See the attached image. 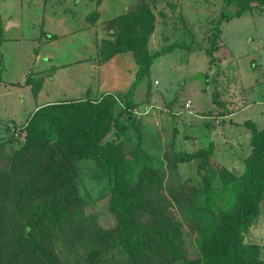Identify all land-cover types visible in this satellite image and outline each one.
Instances as JSON below:
<instances>
[{
    "label": "trees",
    "instance_id": "1",
    "mask_svg": "<svg viewBox=\"0 0 264 264\" xmlns=\"http://www.w3.org/2000/svg\"><path fill=\"white\" fill-rule=\"evenodd\" d=\"M224 1L237 10L218 19L214 43L223 22L251 11L264 13V0ZM110 29L113 39L104 41L99 64L131 52L139 66L118 114L117 97L106 93L97 100L89 96L43 105L24 126L0 120L10 134L0 140V264H264V244L246 241L264 202V129L245 122L251 153L241 175L212 160V142L194 153L172 151L159 158L139 140L127 152L122 139L139 125L132 101L137 86L156 59L177 46L194 48L177 43L150 51L155 14L147 3L117 16ZM6 40L0 14V43ZM218 49L205 53L213 57ZM26 83L35 95L43 86L34 77ZM178 100L176 95L171 110ZM214 103L221 116L228 114L219 93ZM7 144L18 147L8 153ZM82 161L95 162L91 179L105 185L102 197H108L115 218L112 228H103L86 211ZM190 162L198 165L199 182L182 180L178 172ZM186 225L198 252L194 259L184 239Z\"/></svg>",
    "mask_w": 264,
    "mask_h": 264
},
{
    "label": "rangeland",
    "instance_id": "2",
    "mask_svg": "<svg viewBox=\"0 0 264 264\" xmlns=\"http://www.w3.org/2000/svg\"><path fill=\"white\" fill-rule=\"evenodd\" d=\"M142 3H147L155 14V29L149 40L150 51L162 50L177 43L190 45L194 50L177 46L172 53L160 57L161 59L155 64L156 59L151 66L149 77L144 78L137 86L132 101L137 105L133 110V118L139 125L138 128L131 127L132 129L127 131V137L122 139L126 151L132 152L141 140L146 152L162 158L163 153L167 152L171 155L172 151L194 153L208 147L211 141H214L212 160L241 175L245 169V159L251 153L248 136L241 135L242 128L235 126L236 130L230 127L229 121L226 122L221 133L215 132L211 126L214 128L216 122L212 123L211 121H214L212 119L209 122L203 114L207 110L216 108L213 103L214 94L219 93L224 102L228 101L233 106L236 104L235 83L240 91L251 76L263 82L264 64L260 62L264 51L261 49L262 46L259 50H255L252 38L255 36L258 39L264 35V13L263 17H258L255 11H251L228 23L223 22L221 26L224 27L223 35L221 34L219 40L214 43L213 34L216 32L218 19L226 11L237 10L234 6H228L224 0H102L99 5L92 4V9H86L83 0H0L5 39L19 40L12 41L10 45H0L1 90H4L3 88L10 90V84L1 81L2 74L3 78L5 70L10 69V72L13 70L14 80H21L27 85V78L34 77L35 80H42L43 86L46 85L48 90L58 91L60 96H63L61 95L63 93L70 99L80 95H84L81 99L87 98L88 90H90L88 96L94 100L113 92L114 90H108L111 85L107 84L108 76L104 75L109 61L99 64L101 47L104 41L113 39L111 36L113 29L109 30L110 22ZM93 13H96V16L93 17V22H90ZM46 14H50L51 18ZM52 34L57 35L50 37ZM48 36L50 38L46 40ZM31 45L35 49L32 50ZM214 47H219L214 52V56H207L205 50ZM5 53L7 59L4 57ZM130 53L121 55L118 60L126 61L128 58V62L131 63L128 71L136 76L139 66L133 53ZM30 54L34 57H30ZM39 54L41 57L50 58V62L41 73L37 71ZM88 59H93V62L99 65V71L94 79L88 76L90 79L87 80L86 73L76 71V67H66L69 63ZM252 60L259 65L251 67ZM27 62L28 67L25 66ZM25 68H28L26 72H24ZM252 69L254 72L251 71ZM194 71L207 74L210 85L204 90L200 81L192 80L196 74L192 73ZM21 75L25 78H20ZM51 77L53 81L49 80ZM216 77L219 78L217 81H215ZM126 84L128 85L127 82ZM130 88L131 86H126L124 91L110 93L118 99L116 114L122 108ZM176 95H179V105L171 110L169 106ZM24 97L18 98L15 95L13 99L2 98L8 103L9 114L12 111L11 103L16 109L20 117L16 118L18 123L2 118L0 120L24 126L29 119L24 117L30 109V100L27 101ZM40 98L44 99V95ZM188 98L191 101V112L190 109L186 110ZM64 100L66 99L62 101ZM255 113V107H250L236 119L247 117L253 120L257 118ZM3 117L7 116L3 114ZM6 128L0 123V140L10 138V134L5 133ZM13 129L14 127L11 131ZM217 136L220 144L214 139ZM11 146L18 147L16 144H7L8 153L11 151ZM94 167L95 162L92 161L79 163V170L83 173L81 193L89 200L87 213L96 215L101 226L109 229L115 226V218L109 212L108 197H102L104 183L91 179ZM197 167L196 162L180 165L178 172L182 180L199 182ZM184 239L190 258L198 257L193 236L189 233L187 225L184 228ZM246 241L264 244V202L261 206V214L247 234ZM262 257L264 258V250Z\"/></svg>",
    "mask_w": 264,
    "mask_h": 264
},
{
    "label": "crops",
    "instance_id": "3",
    "mask_svg": "<svg viewBox=\"0 0 264 264\" xmlns=\"http://www.w3.org/2000/svg\"><path fill=\"white\" fill-rule=\"evenodd\" d=\"M83 2L86 5V9H88V8L92 9V7H93L92 4L95 3V2H90V1H87V0H83ZM44 13H45V11H44ZM46 15H47L48 18H51V17H49L50 14H46ZM262 15H263V13L262 14H258L257 13L256 16L263 17ZM93 17L94 16H92L90 18V22H93L92 21ZM43 21H44V18H43ZM13 27H15V24H13ZM223 30H224V27H222V35H223V32H224ZM45 31L47 32V30H45ZM54 35H57V34H52V35H50V37L54 36ZM50 37L48 36L46 40H49ZM12 41H19V40H15V39H12V40H9V41L6 40L3 43H0V45H2V44L10 45V44H12ZM252 43H255V46H254L256 48L255 50H259L260 47L262 46L261 49L264 51V35L261 36V37H258V39L254 36V38H252ZM71 44H73V43H71ZM30 48L32 50L35 49V47L33 45H31ZM128 53H130V52L119 54V55L115 56L116 58L113 57L112 58L113 60L110 59L109 60V64L107 63L108 66L105 69L106 72L104 73V71H103V73H104V75L108 76L107 84L111 85V88H108V90H112V91L114 90L113 92H118V90L119 91L120 90L121 91L126 90V86H128V87L132 86V83L134 82V79H135L136 76L131 75L129 73V71H128L129 66L131 65V63L128 62L129 61L128 58H127L126 61L118 60L119 59L118 57H121V55H125V54H128ZM29 56L30 57L31 56L34 57L33 54H30ZM4 57L7 59L6 53L4 54ZM37 57H39V58H37ZM37 57H36L37 58V64H38L37 65V67H38L37 71H39L41 73L46 68L47 63L50 62V58L46 57V56L45 57H41L40 54L37 55ZM160 59L161 58H158L155 61V64ZM116 60H117V62H116ZM260 63L264 64V56L262 57V60H261ZM28 65L29 64L27 62V64L25 66L28 67ZM257 65H259V64H257L256 62L254 63V60L251 61V67L252 66L256 67ZM66 67H76V71L81 72V73L85 72L87 80L90 79V78L94 79L96 73L99 71V65H96L93 62V59L92 60L88 59V60H84V61H77L75 63H69ZM66 67H64V68H66ZM27 70H28V68H25L24 72H26ZM251 71L254 72V69H252ZM196 72H200V71H194L192 73L194 74ZM12 74H13V70H11V72H10V69H6L4 77L2 78L3 74L1 76V79H2L1 81L3 83H5V84L9 83L10 84V86H9L10 90H8L6 88H3L4 90H1V88H0V118H2V119H5L7 121H15V122L18 123L16 118L17 117L20 118L17 115L16 109L13 107L12 103H11V106L9 104V106L12 109L11 113L9 114V112L7 110L8 109V107H7L8 103H6L5 101L2 100L3 97L4 98L5 97H12V99H13L15 97V95H16V96H18V98H22L23 96H25L24 99H27V101L30 100V106H29L30 109L27 110V113H26L27 115L24 118H29L28 115L33 114L38 107H41L43 105H46V104H49V103H54V102H59V101H62L63 99L70 100V98H67L66 96H64L65 94H63V93L61 94L63 96H60V93L58 91L52 92V91L48 90L46 85L42 86V89L40 90V92L37 95H35L32 92V86L31 85H28V84L26 85L25 83L21 82V80L20 81L14 80V77L12 76ZM122 74H123V76H122ZM36 76H37V74H36ZM88 76L90 78H88ZM20 78H25V77H24V75H21ZM49 80L53 81V77H51ZM108 80L110 81L109 83H108ZM126 82L128 83V85L126 84ZM16 84H18V85H16ZM90 84H92V82ZM241 86H242V84H241ZM235 90H236V97H235L234 100H235L236 104H234L232 106V105L229 104L228 101L225 102L226 106L228 108V111H229L226 116H221L219 114L220 109L217 107V105L213 101L214 105H216V108L207 110V112L205 114H203V117L208 118L209 122L211 121L210 119L214 120V121H211V122L212 123L216 122V126L214 128L211 126V128L214 129L215 132L217 131L219 133L222 132V128L225 127L226 126V122L229 121L230 127L234 128L235 126H237L238 128H242L243 132L242 133L240 132L241 135L244 134V135L248 136V139H249V142H250L251 134H250L249 130L245 127V122H247V121H249L251 119L247 118V117H244L243 119H241V118L240 119H236V117L239 114L244 113V111L247 110L248 108L255 107V111H256L255 115L257 116V118L253 119L251 121L255 122L258 125L259 129H264V80H263V82H259L258 79H254L251 76V78L248 80V82L246 84H244L243 89L240 90V91H238L237 83H235ZM88 91H90V90H88ZM88 91L86 92V94H87L86 96L87 97H89L88 96ZM113 92H110V93H113ZM41 94L44 95V99L40 98L42 96ZM83 96L80 95L78 97H72L71 99H77V98L81 99V98H83ZM61 97H63V99ZM246 97H247V99H246ZM189 99L190 98H188L189 107L186 110L190 109L191 101ZM23 104H24V102H23ZM189 111L191 112V109ZM3 114L6 115L7 117L6 118L3 117ZM234 129L237 130V128H234ZM231 130H233V129H231ZM223 132H225V131H223ZM232 136L235 137V135H233V134H232ZM236 136L239 137L238 135H236ZM214 139H215V141H217V143H219V144L221 143L219 138H218V136L216 138H214ZM211 142L214 144V141H211Z\"/></svg>",
    "mask_w": 264,
    "mask_h": 264
},
{
    "label": "water",
    "instance_id": "4",
    "mask_svg": "<svg viewBox=\"0 0 264 264\" xmlns=\"http://www.w3.org/2000/svg\"><path fill=\"white\" fill-rule=\"evenodd\" d=\"M192 80L200 81L203 89L207 86V79L203 72H196V74L192 77Z\"/></svg>",
    "mask_w": 264,
    "mask_h": 264
},
{
    "label": "built area",
    "instance_id": "5",
    "mask_svg": "<svg viewBox=\"0 0 264 264\" xmlns=\"http://www.w3.org/2000/svg\"><path fill=\"white\" fill-rule=\"evenodd\" d=\"M187 107H189V103H187Z\"/></svg>",
    "mask_w": 264,
    "mask_h": 264
}]
</instances>
